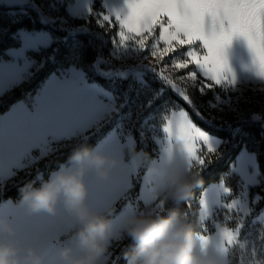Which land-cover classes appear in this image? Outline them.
<instances>
[{
  "label": "rangeland",
  "instance_id": "374dc122",
  "mask_svg": "<svg viewBox=\"0 0 264 264\" xmlns=\"http://www.w3.org/2000/svg\"><path fill=\"white\" fill-rule=\"evenodd\" d=\"M37 1L41 2L49 20L57 23L63 30L67 22L61 13L62 8L72 19H85L93 9L98 20L102 15L112 17L111 22L117 24L119 31L111 51V60L120 67L135 70L134 77L139 83V90L126 112H123L125 97L116 96L97 84L89 83L84 73L75 66L69 67L59 76L51 75L29 103L18 102L0 117V186L8 183L18 171L35 167L42 159L61 150L66 142L85 139L88 132L97 130L103 123L114 118L117 122L115 128L97 146L99 151L119 157L122 160L121 166L113 171L108 182H102L94 175L87 178L89 199L93 206L101 210L106 207L114 209L111 207V200L115 193L129 186L132 156L143 155L142 151L135 152L134 131L139 134L143 146H146L144 142L147 140L153 143L156 156L153 160L160 156L164 147L175 151L181 144L175 137L170 142L168 135L162 132L165 117L180 110H171L166 101L158 103L161 93L155 92L145 81L139 72L144 68L155 66L159 73L168 75L183 88L189 98L195 100L211 118L228 126L232 125L242 110L264 109V77L257 75L253 55L242 37H233L225 50L228 67L231 69L229 79L234 76V84L215 85L201 92L199 89L202 84L213 82L203 78L198 72L197 81L193 84L186 77L194 70V65L190 64L186 69H175L172 65L174 59L185 58L182 54L189 46H182L160 60L151 55V45L159 35V27L156 28L158 34L155 30L146 41L143 51L136 48L135 40L126 41L127 46L119 45L121 29L115 16L117 13L121 17L126 14V0ZM29 3L30 0H0V4L9 7L26 6ZM16 39L20 42V47L7 51L8 59L0 61V97L26 82L33 72L43 66L47 61V55L42 53L44 50L64 42L63 39L53 38L48 32L23 30L17 33ZM193 47L201 55L204 54L205 50L199 44ZM31 53L42 55V61L38 62L29 55ZM209 90L215 91L212 99L204 103L202 98ZM176 93L182 97L178 91ZM209 137L217 151L226 144L220 139ZM200 147L202 151H206L202 144ZM193 168L200 171L198 166ZM205 168L206 164L203 169ZM230 173L233 176L229 179L232 190L225 183H218L209 186L202 194L201 200L206 203L208 213L203 221L207 229L204 234L210 237V245L218 248L221 228L238 230L237 243L224 253L227 264H264V209L251 217L261 200L259 193H264V178L259 171L255 154L243 149L231 165ZM225 188L230 191L225 192ZM150 196L151 193L147 191L142 193L140 186L138 197L149 199ZM136 204L137 198L127 203L112 218L117 228V238L113 243H119L125 237L122 221L129 212L147 210L143 204L137 209ZM231 204L235 206L229 208L228 205ZM201 212L200 207L199 231H202ZM0 215L8 216L13 223L16 220L27 221L32 226L33 242L45 256L46 264H59L57 250L67 243V234L74 227L73 221L64 216L63 212L55 217H29L15 203L6 201L0 206ZM38 227L46 230L43 238L35 236L34 229ZM113 243L111 248L114 251L117 246L113 247ZM113 251H110L107 264L114 263Z\"/></svg>",
  "mask_w": 264,
  "mask_h": 264
},
{
  "label": "trees",
  "instance_id": "16d2710c",
  "mask_svg": "<svg viewBox=\"0 0 264 264\" xmlns=\"http://www.w3.org/2000/svg\"><path fill=\"white\" fill-rule=\"evenodd\" d=\"M61 13L67 22L64 30L59 28L57 23L49 20L46 10L37 0H30L29 5L26 6L9 7L0 4V61L8 59L7 51L20 47L16 35L22 30L48 32L53 38L64 40L58 46H51L42 52L43 55H47V61L38 71L33 72L26 82L0 97V117L18 102L29 103L51 75L59 76L71 66L80 69L89 83L97 84L116 96L125 97L123 112H126L130 101L138 93L139 83L134 77L135 70L120 67L111 60V51L119 31L117 24L105 23V26L101 27L94 9L85 19L70 18L64 8L61 9ZM155 33L158 34V30ZM29 55L38 62L43 59V56L39 54ZM139 72L151 89L161 93L158 103L166 101L171 110L186 111L191 121L207 135L226 143L209 157L211 162L206 163V168L200 173L203 183L194 189L192 198L179 205L166 204L167 209L186 212L189 223L198 229L199 202L203 192L209 186L218 183H225L232 190V184L229 182V179L233 177L230 167L243 149L255 154L259 171L264 178V109L242 110L233 120L232 125L228 126L211 118L196 104L195 100L192 101L189 98L186 101L179 97L171 85L161 78L157 69L144 68ZM214 91H207V95L202 98L204 103L212 99ZM116 123L113 118L103 123L97 130L88 132L85 139L66 142L61 150L42 159L35 167L18 171L8 183L0 186V205L6 201L13 203L17 201L19 190L27 183L35 181L38 186L41 180L48 178L50 172L67 161L76 146L86 144L90 148L96 147L115 128ZM133 137L136 142L135 152L142 151L143 156L147 153L148 159H155L153 143L147 140L144 142L146 146H143L136 131L133 132ZM142 176L143 169L141 170ZM140 186V181L133 179L127 199H121L115 205L112 218L119 214L129 201L138 197ZM259 195L261 200L254 208L251 217L264 209V193H259ZM114 246H117L114 251L110 249L113 251V264H127L124 252L131 248L130 239L125 236L121 242L113 243Z\"/></svg>",
  "mask_w": 264,
  "mask_h": 264
},
{
  "label": "clouds",
  "instance_id": "9594fccd",
  "mask_svg": "<svg viewBox=\"0 0 264 264\" xmlns=\"http://www.w3.org/2000/svg\"><path fill=\"white\" fill-rule=\"evenodd\" d=\"M144 158L148 159L147 153ZM121 163L119 157L99 151L98 146L81 144L38 186L33 181L19 190V199L14 203L26 216L55 217L63 212L73 221L67 243L57 250L59 264H107L109 250L117 238L113 209L93 206L87 178L94 175L108 182ZM200 173L189 168L180 144L158 184L166 203L179 205L189 201L194 189L203 183ZM122 232L131 241L130 250L124 252L127 264H227L224 252L202 240L200 231L180 210H133L123 218ZM34 233L43 238L46 230L38 227ZM0 264H46L35 243L22 237L5 215H0Z\"/></svg>",
  "mask_w": 264,
  "mask_h": 264
},
{
  "label": "snow or ice",
  "instance_id": "6c2138e0",
  "mask_svg": "<svg viewBox=\"0 0 264 264\" xmlns=\"http://www.w3.org/2000/svg\"><path fill=\"white\" fill-rule=\"evenodd\" d=\"M126 4L128 9L126 14L121 17L117 13L115 16V21L119 23L121 29L119 45L127 46L126 41L135 40L136 48L143 51L146 41L159 27V35L154 38L151 45V55L160 60L164 55L175 52L182 46H189L182 54L185 58L174 59L172 65L175 69H186L190 64L194 65V70L186 77L193 84L197 81L198 72L203 78L213 82L202 84L199 89L201 92L215 85L234 84L235 77L229 79L231 69L225 55V50L233 37H242L247 42L257 75L264 77V0H126ZM112 20L109 15H102L98 23L104 27L106 22L110 23ZM197 44L205 50L203 55L193 47ZM153 67L156 70L155 66ZM160 75L186 101L189 99L187 92L173 79L163 72ZM164 121L162 132L168 135L170 142L175 137L181 143L187 154L189 168L198 166L201 171L206 163L211 162L209 157L215 154L217 149L211 143L210 137L191 121L186 111H173ZM201 144L206 151L201 150ZM173 152L172 148L164 147L156 160L145 159L142 154H134L131 159L132 171L128 177L129 186L115 193L111 207L114 208L121 199H127L131 181L137 179L141 183L142 193L147 191L151 196L149 199L137 197L136 208L143 204L153 212H165L167 203L158 190V184L171 161ZM228 191L230 190L225 188V192ZM234 206L228 205L229 208ZM200 207L201 239L210 243V237L204 234L207 229L203 221L206 220L208 213L203 200L200 201ZM185 214L187 215L186 212ZM15 225L22 237L33 242L32 226L27 221L16 220ZM237 239L238 230L221 228L218 248L227 253L229 248L237 243Z\"/></svg>",
  "mask_w": 264,
  "mask_h": 264
},
{
  "label": "crops",
  "instance_id": "0c3cea01",
  "mask_svg": "<svg viewBox=\"0 0 264 264\" xmlns=\"http://www.w3.org/2000/svg\"><path fill=\"white\" fill-rule=\"evenodd\" d=\"M10 202H11V201H10ZM1 205H2V204H1ZM1 205H0V206H1Z\"/></svg>",
  "mask_w": 264,
  "mask_h": 264
}]
</instances>
